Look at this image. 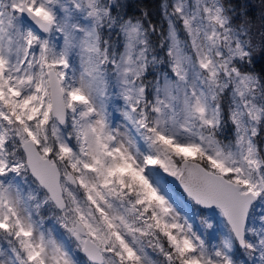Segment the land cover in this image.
Listing matches in <instances>:
<instances>
[{
    "label": "snow or ice",
    "instance_id": "1",
    "mask_svg": "<svg viewBox=\"0 0 264 264\" xmlns=\"http://www.w3.org/2000/svg\"><path fill=\"white\" fill-rule=\"evenodd\" d=\"M129 8L0 0V264H264V0Z\"/></svg>",
    "mask_w": 264,
    "mask_h": 264
},
{
    "label": "trees",
    "instance_id": "2",
    "mask_svg": "<svg viewBox=\"0 0 264 264\" xmlns=\"http://www.w3.org/2000/svg\"><path fill=\"white\" fill-rule=\"evenodd\" d=\"M125 2L130 5V14L139 16L141 12L147 11L151 20L166 28V22L161 12L163 0H125ZM248 3L255 5L258 4V0H248ZM258 11V8L253 9V15H258ZM260 67L261 64L256 65L257 70H259Z\"/></svg>",
    "mask_w": 264,
    "mask_h": 264
},
{
    "label": "rangeland",
    "instance_id": "3",
    "mask_svg": "<svg viewBox=\"0 0 264 264\" xmlns=\"http://www.w3.org/2000/svg\"><path fill=\"white\" fill-rule=\"evenodd\" d=\"M166 22V21H165ZM166 27H167V24H166Z\"/></svg>",
    "mask_w": 264,
    "mask_h": 264
}]
</instances>
